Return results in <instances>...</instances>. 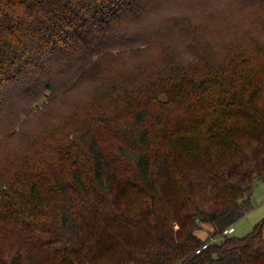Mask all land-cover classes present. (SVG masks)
Here are the masks:
<instances>
[{
  "label": "trees",
  "instance_id": "obj_1",
  "mask_svg": "<svg viewBox=\"0 0 264 264\" xmlns=\"http://www.w3.org/2000/svg\"><path fill=\"white\" fill-rule=\"evenodd\" d=\"M256 180L264 0H0V264H264Z\"/></svg>",
  "mask_w": 264,
  "mask_h": 264
},
{
  "label": "rangeland",
  "instance_id": "obj_2",
  "mask_svg": "<svg viewBox=\"0 0 264 264\" xmlns=\"http://www.w3.org/2000/svg\"><path fill=\"white\" fill-rule=\"evenodd\" d=\"M251 204L252 208L241 218H239L234 223V230L230 232V235L241 237L247 234L249 231L253 229L255 223L260 221L264 218V181L263 180H256L253 188V192L251 194ZM205 228L202 230L203 232H207L210 234L211 231V224L205 223L201 224V228L198 230ZM263 236H264V229H263ZM205 233H200L201 235ZM176 264H182L180 262Z\"/></svg>",
  "mask_w": 264,
  "mask_h": 264
},
{
  "label": "built area",
  "instance_id": "obj_3",
  "mask_svg": "<svg viewBox=\"0 0 264 264\" xmlns=\"http://www.w3.org/2000/svg\"><path fill=\"white\" fill-rule=\"evenodd\" d=\"M232 229H233V226H232V225L225 227L220 235H218V236H214V237H210L209 241H207V242H205L204 244H202L201 247H200V249H203V248L206 247L209 243L220 242V241L223 239V237H224L225 235L230 234V232L232 231ZM200 249H199V250H200Z\"/></svg>",
  "mask_w": 264,
  "mask_h": 264
},
{
  "label": "crops",
  "instance_id": "obj_4",
  "mask_svg": "<svg viewBox=\"0 0 264 264\" xmlns=\"http://www.w3.org/2000/svg\"><path fill=\"white\" fill-rule=\"evenodd\" d=\"M203 224H205V223H203ZM233 226V229L232 230H234L235 228H234V224L232 225ZM205 228H202V229H200V230H197L196 231V233H197V235L198 236H200L201 238H205V237H207L208 235H210V234H207V232L205 233V232H203L202 230H204ZM205 233V234H203V235H201L200 233ZM232 232V231H231Z\"/></svg>",
  "mask_w": 264,
  "mask_h": 264
}]
</instances>
